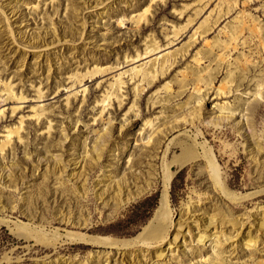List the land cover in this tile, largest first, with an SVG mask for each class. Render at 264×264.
I'll list each match as a JSON object with an SVG mask.
<instances>
[{"label": "rangeland", "instance_id": "rangeland-1", "mask_svg": "<svg viewBox=\"0 0 264 264\" xmlns=\"http://www.w3.org/2000/svg\"><path fill=\"white\" fill-rule=\"evenodd\" d=\"M220 1L0 0V110L5 112L0 214L58 228L63 235L134 239L159 208L164 157L177 138L168 158L181 230L177 245L170 240L156 254L159 247L124 251L62 243L54 249L23 240L14 226L0 225V264H206L202 256L211 255L217 240L223 244V264L264 260V194L240 204L225 200L203 173L201 149L181 135L191 130L211 144L231 190L264 188V0ZM150 7L149 23L139 26ZM207 19L212 32L198 36L168 78L153 87L142 76L128 75L122 78L126 85L118 87L121 76L133 70L129 62L146 56L153 40L163 47L162 55L135 69L149 65V70L153 61L174 55ZM191 20L200 24L176 40ZM254 23L256 37L247 29ZM242 26L238 51L225 50L232 30ZM207 43L211 60L198 67L195 60L210 50ZM222 53L229 58L211 87L203 83L198 91L174 84L184 80L189 67L214 73ZM242 54L250 62L243 63L246 73L235 71ZM99 70L105 73L94 76ZM229 71H234L233 93L217 98ZM158 99L168 101L155 106ZM150 119L154 126H147ZM16 130L20 134L8 138ZM210 217L218 219V229L207 232L203 225Z\"/></svg>", "mask_w": 264, "mask_h": 264}, {"label": "bare ground", "instance_id": "bare-ground-1", "mask_svg": "<svg viewBox=\"0 0 264 264\" xmlns=\"http://www.w3.org/2000/svg\"><path fill=\"white\" fill-rule=\"evenodd\" d=\"M162 1V0H155ZM220 3L223 5L226 3V1L221 0ZM219 3V5H220ZM230 13V12H229ZM152 7L147 9V11L140 16V19L138 20V25L142 26L143 24H147L150 21V17L152 16ZM203 15L201 13L198 18H200ZM223 18L220 17L216 23L215 27L221 22ZM195 24L197 26L198 24L197 20H191L189 22V25L185 30L178 31L176 40L186 31H188L190 28L194 27ZM259 25L257 23H254L253 27H247L249 32L251 33L252 37H256L259 34ZM245 26H242L238 29L232 30V40L231 43L228 45H225L226 49H229V47H232L233 51H238V45L236 43L238 41H241L243 38V34L245 33ZM212 32V29L209 27V19L205 20V22L200 26L199 30L195 33V35L192 37L189 44L185 45L181 50L177 51L174 55L170 54L167 55L163 61H159L157 59L156 61H153V66L151 69L147 70L149 65L143 66L141 68L135 69L138 64H141L142 62L146 60H152L155 57H158L162 55L163 47L154 42V40L151 43V46L146 51V56H140L139 58L133 59V61L129 62L128 66L129 69L133 68V70L129 71L128 73H125L121 76V80L118 81V87L122 88V86L126 85V83H123L122 78L132 75L133 80L138 79V77L142 76L144 77V82H148L150 86H156L157 83L161 82L162 79L168 78L170 73L173 71V69L178 65V62L180 60L185 59L191 52V49L198 43V36L201 37H207ZM247 32V31H246ZM176 42H172V44L169 46H174ZM260 44L261 49L264 52V39L260 38ZM214 45L219 46L220 42L216 41ZM247 45V41L243 44V46ZM221 46V45H220ZM206 47L208 49L211 48V44L207 43ZM224 51V50H223ZM222 51V52H223ZM212 52L211 49L209 51H202L198 54L197 59L195 60L196 66L201 67L203 61L205 60H211ZM227 54L222 53V56L218 57V68L213 73V71L210 70V68H207L205 70H195L192 67H189L186 72L184 73L183 77L184 80L182 82L174 83L178 84L179 87H186L188 85H194L198 91L202 90V84L205 83L208 86H212L213 83L216 81L217 77L220 75L221 69H222V63L227 61ZM162 66V71L160 69L158 70L157 67L159 65ZM235 71H239L241 73H246V70L243 68V63L250 64V62L247 60V58L242 54L239 56V58L235 61ZM233 67V66H232ZM146 68V69H145ZM102 73H105L104 71H96L94 76L101 75ZM233 73L234 71H229L228 77L223 81L221 86L218 88L217 92V98H225L228 95L233 93L232 84L235 83L233 80ZM198 76L197 80L193 81L192 79ZM205 76H208V80L205 79ZM242 76V75H241ZM240 76V79L242 77ZM239 82V80H238ZM243 82V81H242ZM243 84V83H242ZM241 83L236 84L237 89L241 88ZM7 90L10 92V94H13V91L11 89V86H5ZM118 88V89H119ZM167 89H169V84L166 86ZM259 87L256 92H258ZM124 97V96H122ZM113 98L110 97L109 101H111ZM117 99H120V102L123 103V100L120 98V95H117ZM38 100H42V95L38 98ZM24 101V98L19 99V102ZM164 101L163 99L154 100V105L161 104ZM190 104V103H188ZM111 105V104H110ZM166 108V107H165ZM225 109V108H223ZM16 111V110H14ZM4 110H0V117L4 115ZM35 117L39 120L42 115L41 114H35ZM147 126H154V122L150 119L147 121ZM13 134L19 135V130H16V132H9L10 138ZM182 136H187L194 140L196 145L201 149L202 156L205 159L206 167L203 170V173H205L209 180L211 181L212 188L220 194L225 200L232 202L234 204H240L244 203L249 200L256 199L258 196L264 194V188L254 190L247 193H241L234 190H231L225 183V181L222 178L221 175V169L220 166L216 160V155L214 152L213 147L211 144L205 139L201 140L200 136L197 134H193V132L186 131L181 134ZM177 140L174 139L170 146L167 149L166 155H165V161L163 162V174H164V191H163V200L162 205L159 207L150 222V224L145 227V229L140 233V235L134 239L131 240H120V239H112L109 237L104 236H95L80 232H74V231H68L67 235H63L62 231L58 228H51L45 225H38L34 224L32 222H25L16 218L11 217L10 215H2L0 214V225H8L9 227L14 226L16 230V234L22 238L23 240H26L28 242L34 241L38 245H42L44 247H50V248H58L61 246H64L65 244H74V245H87L89 247H95L98 249H109V250H124L129 251L136 249L138 247H147V248H156L157 250L156 254H158V251L163 248L164 244L169 242L170 240L174 241L173 244L177 245L179 243V240L181 239V230L179 229V224L176 218V213L173 208V201H172V191H173V182H174V174L172 171L173 163L169 162V153ZM15 219V221H14ZM264 221V219H263ZM198 224L201 225V222L198 221ZM218 226V219L215 217H210L208 220L204 221L203 229L207 232H211L212 230H217ZM223 234L224 232H220ZM64 243V244H62ZM60 244H62L60 246ZM222 242L220 240L216 241V246L213 247V251L211 255L208 257L206 255L202 256V262L206 264H223L224 259L222 257L221 247ZM257 264H264V260L259 261Z\"/></svg>", "mask_w": 264, "mask_h": 264}, {"label": "water", "instance_id": "water-1", "mask_svg": "<svg viewBox=\"0 0 264 264\" xmlns=\"http://www.w3.org/2000/svg\"><path fill=\"white\" fill-rule=\"evenodd\" d=\"M162 200H163V194H162V197H161V200H160V205H159V207H161V205H162Z\"/></svg>", "mask_w": 264, "mask_h": 264}]
</instances>
